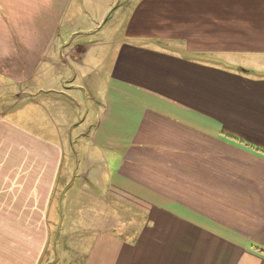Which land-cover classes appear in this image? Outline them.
I'll return each instance as SVG.
<instances>
[{
    "label": "crops",
    "instance_id": "0c3cea01",
    "mask_svg": "<svg viewBox=\"0 0 264 264\" xmlns=\"http://www.w3.org/2000/svg\"><path fill=\"white\" fill-rule=\"evenodd\" d=\"M90 1L0 0V86L66 87L0 112V264H43L76 123L67 96L89 91L79 56L74 78L59 74L61 34ZM120 18L108 79L129 103L103 153L109 192L141 223L87 234L75 264H264L249 248L264 247V156L222 134L264 149V0H127Z\"/></svg>",
    "mask_w": 264,
    "mask_h": 264
},
{
    "label": "rangeland",
    "instance_id": "374dc122",
    "mask_svg": "<svg viewBox=\"0 0 264 264\" xmlns=\"http://www.w3.org/2000/svg\"><path fill=\"white\" fill-rule=\"evenodd\" d=\"M114 1L104 15L107 20L104 24L98 25V22L110 0H91L93 8L89 3L84 7L83 14L73 22L71 32L68 28L62 29L64 41L61 53L66 56L63 57L65 65L59 56L60 63L64 65L59 74L74 78V66L78 61H73V58L79 56L77 65L81 78L78 76L76 80L81 81L83 77L89 91L83 89L84 92L75 91L71 96L66 95L74 105L76 123L71 129L72 142L69 141L66 152L64 171L67 173L62 174L52 198L51 237L43 264L79 262L82 257L81 239L97 229L129 237L140 228L139 212L118 201L109 192L112 180L106 175L110 173V159L103 153L106 148L112 147L113 142L109 140L116 134V128L122 130L118 118L129 103V95L119 91L116 84L108 79L113 51L107 44L119 39L121 10L127 2ZM39 88L37 92L44 97L49 95L47 90L61 93L66 89L61 81L45 82ZM4 89L0 86V96H8L0 100V112L15 105L31 107L32 98L38 95L32 87ZM44 112L36 107V118L42 123H49L52 118Z\"/></svg>",
    "mask_w": 264,
    "mask_h": 264
},
{
    "label": "trees",
    "instance_id": "16d2710c",
    "mask_svg": "<svg viewBox=\"0 0 264 264\" xmlns=\"http://www.w3.org/2000/svg\"><path fill=\"white\" fill-rule=\"evenodd\" d=\"M224 134V136L228 139H231L232 141H234L235 143H237L239 146L249 150V151H252V152H255L257 154H260V155H263L264 156V149L261 148V147H258V146H255L249 142H246L245 140H242V139H239L235 136H232V135H228V134H225V133H222ZM249 248L250 250L264 256V247L263 246H260L256 243H250L249 244Z\"/></svg>",
    "mask_w": 264,
    "mask_h": 264
}]
</instances>
